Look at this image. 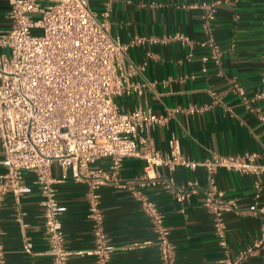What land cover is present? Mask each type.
<instances>
[{
    "label": "crops",
    "instance_id": "obj_1",
    "mask_svg": "<svg viewBox=\"0 0 264 264\" xmlns=\"http://www.w3.org/2000/svg\"><path fill=\"white\" fill-rule=\"evenodd\" d=\"M212 1L89 0L93 12H109L111 33L124 44L142 39V43L131 45L123 63L133 72L131 81L145 85L143 93L118 99L121 109L128 112L147 107L166 117L165 124L152 127L142 138L164 154L170 153V144L176 140L183 155L200 162L264 150V122L259 119L264 117V100L257 102L258 111L253 114L231 87L236 80L249 98L264 91V0H224L218 8L211 33L222 52L218 64L203 61L210 50L199 43L208 35L202 10L193 8ZM9 12V2L0 0V31L11 27ZM178 34L191 43L177 40ZM144 64L145 69H139ZM2 157L0 152V162ZM258 162L264 165V158ZM110 163L104 158L97 165L110 171ZM145 166L141 157L127 158L118 178L134 184L157 205L170 229L177 264H264V249L257 255H246L264 225V217L250 210L255 203L264 208V173L244 174L224 168L215 172L216 189L223 193L220 199L237 202V208L225 214L226 247H222L215 234L214 215L204 206L212 187L207 170L178 167L171 171L160 167L143 180ZM3 171L0 163V174ZM61 173L58 165L52 167L55 178ZM24 179L33 192L19 204L13 194H8L1 212L7 264H53L48 253L43 197L33 173L25 172ZM169 181L178 189L196 183L197 192L181 203L176 192L166 188ZM88 189L87 183L71 177L57 185L58 199L68 208L62 216L66 248L71 253L68 264H97L95 256L88 254L95 248ZM99 194L104 227L115 247L113 264H162L155 246L125 249L132 242L156 240L152 220L140 203L113 182L103 185ZM20 213L22 224L18 222ZM26 241L33 243V254L24 251Z\"/></svg>",
    "mask_w": 264,
    "mask_h": 264
},
{
    "label": "built area",
    "instance_id": "obj_2",
    "mask_svg": "<svg viewBox=\"0 0 264 264\" xmlns=\"http://www.w3.org/2000/svg\"><path fill=\"white\" fill-rule=\"evenodd\" d=\"M7 1L11 27L0 31V152L3 153L0 163L4 168L0 174V264H7L1 222L6 196L13 194L19 204L33 192L25 183V172L35 175V184L43 197L48 253L53 264H68L71 256L62 222L68 208L59 201L57 190V185L70 177L89 185L86 199L94 225L95 248L88 254L95 256L97 264H113L115 247L104 227L99 194V189L111 182L128 190L140 203L151 218L156 235L155 241L132 242L125 249L155 246L162 264H177L170 229L157 205L134 184L119 181L123 162L131 157L146 161L143 180L160 167L171 171L178 167L205 168L212 187L205 196L204 206L213 213L215 234L220 245L226 247L225 214L237 208V202L220 199L223 193L216 189L214 174L224 168L260 175L264 173V165L258 161L264 158V150L200 162L183 155L178 141L173 140L170 153H162L147 143L142 134L165 124L167 118L147 107L126 112L117 102L122 97L143 93L145 85L132 82L133 72L123 63L131 45L142 43V39L124 44L111 33L109 12L100 15L93 12L89 0ZM223 2L215 0L193 6L202 10V24L208 35L206 41L199 43L210 50L209 56L203 58L205 63L209 60L220 63L222 52L211 33ZM175 38L191 43L182 34ZM262 62L264 84V54ZM139 69L144 70L145 64ZM231 87L246 109L256 114L257 102L264 100V91L249 98L236 80ZM259 119L264 122L263 116ZM104 158L111 161L110 171L97 165ZM54 165L61 169L59 178L52 175ZM166 188L176 192L181 203L197 192L196 183L178 189L169 181ZM250 210L264 217V208H259L257 203ZM22 216L20 213L18 217L20 224ZM262 249L264 225L260 238L247 249L246 255H257ZM24 251L33 254L31 241L25 242Z\"/></svg>",
    "mask_w": 264,
    "mask_h": 264
},
{
    "label": "rangeland",
    "instance_id": "obj_3",
    "mask_svg": "<svg viewBox=\"0 0 264 264\" xmlns=\"http://www.w3.org/2000/svg\"><path fill=\"white\" fill-rule=\"evenodd\" d=\"M4 53H5V54H9V52H8V51H4Z\"/></svg>",
    "mask_w": 264,
    "mask_h": 264
}]
</instances>
